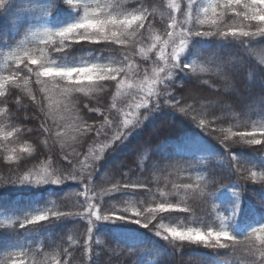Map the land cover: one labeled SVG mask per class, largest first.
Here are the masks:
<instances>
[{"label":"trees","instance_id":"1","mask_svg":"<svg viewBox=\"0 0 264 264\" xmlns=\"http://www.w3.org/2000/svg\"><path fill=\"white\" fill-rule=\"evenodd\" d=\"M113 2L106 0V4ZM53 3L54 10L46 15ZM202 4L203 0H154V26L146 34L143 46L149 48L156 36L167 39L168 31L178 34L185 21L188 26L195 23L197 30L204 31H216L217 28L229 31L246 25L245 30L254 31L252 25L260 23L235 14L245 10L250 12L244 9L243 4L233 7L225 4L219 7L222 13L216 27L208 23L201 25L198 14ZM79 16L80 12L66 5L64 0H9L6 7L0 9V78L16 74L17 68H24L23 64L5 62L2 52L16 46L30 27L46 22L50 27L60 29L76 22ZM173 18L177 21L174 30L169 27ZM66 43L72 46L65 58L70 65L90 54L95 57L101 48V45H89L87 42L73 44L69 40ZM39 46L43 48L42 43ZM43 51L49 64L63 66L59 53L49 48H43ZM102 54L109 55L106 51ZM148 55L152 60L145 66H163L158 48ZM206 60L220 66L228 79L221 80L212 72L194 73L178 68L161 87L167 90L171 85L175 89L174 96L193 90L201 103L207 105L211 102L208 107L214 115L208 119L219 121L212 125L216 129L213 135L170 104H160L155 110L153 105H149L141 109L147 116L127 139L117 141L111 147V133L107 137L88 139L84 147L77 149L82 153L80 163L74 162L72 168H68L63 160L65 153L59 151L58 143L54 145L51 139L39 132L21 131L25 126L38 129L41 125H50V120H28L37 109H43L42 116L48 113L50 106L63 114L60 110L67 101L53 89L52 78H41L47 82L49 91L46 94L41 92L42 85L33 82L34 75L27 84L22 80L6 84L4 94L7 96L15 91L16 96L12 101L14 108L9 103L0 104V212H35L55 202L61 211L81 215L44 221L25 228H19L18 224L0 227V264H11L18 257L28 258V263L33 264H56L58 260L61 264L64 261L69 264H259L260 252L264 251L259 243L262 237L252 229L264 225V145H235L228 150L216 136L221 131L229 135L239 131L255 130L259 133V127L264 125V36H193L181 55V64H202ZM141 62L140 58L136 59V63ZM18 75L24 76L25 72ZM106 87L110 94L97 93L98 103H89L85 98L83 104L103 106L100 111L106 115L128 112L129 118L134 117L136 113L129 105L139 103L143 93L117 95L111 84ZM147 87L145 84L144 88ZM32 95L36 96L35 101ZM73 95L74 103L80 105L84 93ZM101 96L105 98L99 99ZM113 103L115 108H111ZM80 115L90 124L100 122L99 113L85 114L80 109ZM108 118L111 119V115ZM22 119L26 124L21 123ZM257 138L264 140V136L259 134ZM45 140H48L47 144ZM229 151L243 163L241 171L249 169L245 176L253 171L257 173L254 180H244L237 175ZM84 155H89L86 162ZM93 159L97 160V167L92 181L86 184V193L85 185L76 180H66L61 186L52 182L41 186L21 183L25 176L41 168L48 173L53 169L72 174L87 173ZM212 179L217 182L219 190L211 199H205L200 189H205ZM129 180L139 181L141 186L121 192L111 191L113 183L123 184ZM188 184L192 185L190 190L184 188ZM93 197H97L101 205L105 203L117 210L128 207L130 212L138 210V206L132 205L139 201L143 206L139 209L141 216H146L148 209L160 202L178 203L187 211L159 214L164 219L152 221L155 228L152 224L144 226L135 222L130 214L126 219L98 220L89 240V224L84 216L86 205L96 202ZM237 204L238 211L234 215ZM0 226L3 225L0 223ZM168 228L229 231L236 239L223 241L229 244L228 248H211L203 244L165 240L155 232H166ZM56 244L70 255L62 254L60 248L54 246Z\"/></svg>","mask_w":264,"mask_h":264},{"label":"snow or ice","instance_id":"2","mask_svg":"<svg viewBox=\"0 0 264 264\" xmlns=\"http://www.w3.org/2000/svg\"><path fill=\"white\" fill-rule=\"evenodd\" d=\"M8 2L9 0H0V9H4ZM64 3L73 9L82 10L83 15L76 22L70 23L58 30L48 27H30V29H34L35 31H26L24 39L17 44L16 48H9L11 49L10 54L13 61L17 64H23L24 68H17L16 74L0 78V97H2L0 104L9 103L12 108L15 105L12 101L16 96V92L13 91L6 96L2 91L6 84H16L17 80H22L27 84L28 80L34 75L35 80L33 82L42 85L41 92L42 94H46L49 91L47 82L41 78L51 77L53 89L67 101L66 104L62 105V109L60 110L63 114L61 115L58 111L52 110L50 106L48 113L42 116L43 109H37L36 113L30 115L28 120L44 119L45 122L50 120V125L47 127L41 125L38 129H30L25 126L21 131L26 133L39 132L40 135L51 139L54 145L58 143L60 145L59 151L65 153L63 160L67 162L68 168H72L74 162L80 163L82 153L77 151V149L84 147L88 139H98L101 136L107 137L111 133L112 143L110 147L117 141L122 142L123 139H127L132 131L135 130V127L139 126V122H142L146 118L147 113H142L141 109L147 108L149 105H153V110H155L160 104H170L179 112L191 117L205 132L213 135L216 129L212 125L219 121L218 119H208V117L214 115L210 107H208L211 102L207 105L201 103V100L193 93V90H188L183 94L174 96L173 92H175V89L171 85H168L167 90L161 86L165 84L169 77L174 75V70L178 68L188 69L194 73L212 72L215 76L219 75L221 80L228 79L220 66L212 64L207 60L203 61L202 64H181V55L185 52L193 36H264V0H248L247 3H244V9L251 7L252 11L245 10L242 13H235L238 16H242V18H247L248 21H259V25H252V28L255 29L254 31L245 30L247 25L245 27L231 28L229 31L219 28L216 31L197 30L195 23L188 26L187 21H185L178 34H174V31H168L166 32L167 39L156 36L149 48H145L143 44L147 39L146 34L150 33L154 26L153 21L156 17L153 7L154 0H114L113 3L104 5L97 2L92 13L89 12L90 5L73 4V0H64ZM241 3L242 0H226V6L229 7L238 6ZM133 4L135 6H132ZM217 7H220V5L211 6L213 13L216 12ZM54 8L55 3L49 6L45 14L50 15ZM150 8H153V10L150 11ZM208 11V8L203 10L205 18L200 19L199 23L201 25L207 23L216 25V20L208 18ZM189 19H191L190 13ZM176 25L177 21L173 18V22L169 27L174 30ZM38 35L47 37L46 40L42 41L43 48H49L59 53L60 64L63 66H48L49 59L45 56L43 48L37 47L33 50L27 47V44L31 43L30 37ZM69 40L73 44L87 42L89 45H101V48L95 57H92L90 54L86 57H81L74 65H70L65 59L72 48L70 44L66 43ZM157 48L159 50V59L163 61V66H145L152 60V57L148 53ZM169 48L170 51L166 52ZM105 51L109 55L104 56L102 53ZM137 58H140L142 62L136 63ZM205 65H209L210 67H206ZM21 71L25 72L24 76L18 75ZM149 76L152 77L151 80H149ZM131 81H136V83H132ZM204 83H207V81ZM109 84L115 88L117 95L133 96L136 93H143L139 103L129 105L132 112L136 113L134 117L129 118L130 113L128 112L109 113L106 115L105 112L100 111V107L103 106L89 107L83 104L82 101L85 98L89 99V103H98L97 93L110 94L106 87ZM145 84L148 85L147 88H144ZM157 87H159V90H157ZM74 93H84V97L80 98V105L74 103ZM161 97L163 99H160ZM104 98V96L99 97V99ZM32 100H36L35 95H32ZM154 101L156 102L155 104L153 103ZM115 107L116 105L113 103L111 108ZM80 109H83L85 114L99 113L100 122L88 123L80 115ZM108 115H111V119L108 118ZM95 118L93 117V119ZM21 123L26 124L23 119ZM244 126L247 127V125ZM258 134L264 136V125L259 127V133L254 130L252 132H231L229 135L223 134L221 131V134L217 135L216 139L226 149L230 150L235 145H264V140L257 138ZM44 143L47 144L48 140H45ZM37 144H40L39 140H37ZM58 156L59 154L57 153ZM229 156L233 161V167L238 176L244 180L255 179L256 172H250V175L245 176V172H249V169L244 168L243 171L240 170L243 168V163L235 153L229 151ZM88 160L89 155H84V161ZM96 162L97 160L93 159L92 164L89 165L90 170L87 173L80 171L72 174L64 170L53 169L50 173L36 181H32L29 176H25L21 183L41 184L52 182L60 184L66 180H76L81 181L85 185L86 193V184L92 181L93 173L97 167ZM139 186H141L139 181L133 182L129 180L123 184L116 182L112 184L111 191L121 192L125 189H134ZM184 188L190 190L192 185H185ZM197 188H199L198 185ZM218 190L217 182L212 179L205 189H200V193L205 199H211L213 194ZM105 195H107V192H105ZM85 198L87 199V197ZM93 200L96 202H89L86 205V214L84 216L89 224L87 227L89 240L92 238V229L98 220L126 219L130 214L131 217L135 218V222L148 226L154 220L164 219V216L159 214L187 211V209H182L178 203L160 202L154 208L148 209L146 216H141L139 209L143 206L139 205V201L135 205H132L133 207L138 206V210L130 212L128 207L117 210L105 203L101 205L97 197H93ZM120 202L127 203V201ZM52 204V207L30 216L26 215L22 220H19V223L14 222L11 225L16 226L18 224L19 228H25L29 225H39L44 221L81 215L80 213L70 211H60L55 202H52ZM237 211L238 204L233 214L236 215ZM105 212L108 214H104ZM152 226L153 228L156 227L155 224H152ZM252 231L264 232V225H261L259 229L254 228ZM155 232L165 240L203 244L211 248H228L229 244L223 241H235L236 239V236L232 235L229 231H214L212 229H209L206 233L195 228L187 230L168 228L166 232L162 230ZM259 243L260 247L264 249V237L260 239ZM54 246L59 247L62 254L70 255L59 244ZM260 257L259 264H264V251L260 252ZM12 264H23V262L12 260ZM56 264H61V261L58 260ZM63 264H69V262L64 261Z\"/></svg>","mask_w":264,"mask_h":264},{"label":"rangeland","instance_id":"3","mask_svg":"<svg viewBox=\"0 0 264 264\" xmlns=\"http://www.w3.org/2000/svg\"><path fill=\"white\" fill-rule=\"evenodd\" d=\"M99 2L101 5H104L106 4V0H77L75 2H73V4H80V5H90L91 7H89V12L92 13L94 11V8H95V4ZM245 3V0H242V3L244 5ZM217 4L219 5H225L226 4V0H203V4L200 6L199 8V14H198V17L199 19H204V12L203 10L205 8H208V18L210 20L214 19V20H219V15L222 13L219 11V7L216 8V12L213 13L212 10H211V6H216ZM250 10V12L252 11L251 7L248 8ZM75 11H79L80 12V16L83 15V12L82 10L80 9H75ZM79 17H77L76 20H78ZM210 24V23H208ZM212 27H216V25H211ZM39 27H48L50 29H53V30H58V29H54L52 27H50L46 22H41V23H37V24H34L32 26V28H39ZM28 31H35L34 29H29ZM24 39V37L22 38V40ZM47 37L43 36V35H38L36 37H30V40H31V43H28L27 44V47L35 50L37 47H40L39 45L42 43V41L46 40ZM21 40V41H22ZM17 46V45H16ZM16 46L12 47V48H16ZM3 58L5 60V62H14L13 59H12V56H11V49H6V50H3ZM19 54V53H17ZM15 63V62H14ZM48 66L50 67H56L54 65H51L49 64ZM3 91V89H2ZM46 174H48V171L46 169H38L36 170L35 172H31L29 174V177L31 178L32 181H36L37 179H40L41 177L45 176ZM29 183V182H28ZM65 184V182H63ZM54 185L56 183H53ZM64 184H56L58 186H61V185H64ZM35 185H38V186H41V185H44L43 183L41 184H35ZM53 206V205H52ZM52 206H47L41 210H38V211H35V212H26V213H22V212H0V223L2 225H5V226H11V224H13L14 222H19V220H22L24 218V216L28 215H33L37 212H40V211H43L45 210L46 208H50ZM59 210L61 211V208L58 206ZM178 230H183V229H178ZM187 230V229H186ZM202 231V230H201ZM203 232V231H202ZM206 233V232H204ZM257 235L261 238L264 236V232H259L257 231L256 232ZM28 259V258H27ZM27 259H24L23 257H18L16 258L15 260L17 261H22L23 264H33V263H28V260ZM12 264V262H11Z\"/></svg>","mask_w":264,"mask_h":264}]
</instances>
